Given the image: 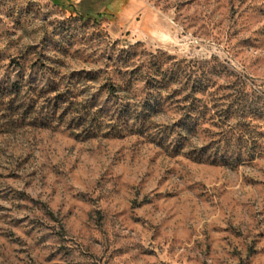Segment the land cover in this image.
<instances>
[{
  "label": "rangeland",
  "instance_id": "1",
  "mask_svg": "<svg viewBox=\"0 0 264 264\" xmlns=\"http://www.w3.org/2000/svg\"><path fill=\"white\" fill-rule=\"evenodd\" d=\"M57 1L0 0V264H264V0Z\"/></svg>",
  "mask_w": 264,
  "mask_h": 264
},
{
  "label": "trees",
  "instance_id": "2",
  "mask_svg": "<svg viewBox=\"0 0 264 264\" xmlns=\"http://www.w3.org/2000/svg\"><path fill=\"white\" fill-rule=\"evenodd\" d=\"M56 2L59 3V1L55 0ZM113 0H98V2L100 3H104L105 5V9L108 5L111 4ZM85 0H82V3H84ZM106 3V4H105ZM106 11V10H104ZM103 12H99V13H90L87 11H80L79 13V17L82 20H90L92 16L95 17H100V18H104L106 17L105 14ZM154 112V109H149L148 114ZM145 114V113H144ZM144 114L139 115L138 117H142ZM228 115L225 116L226 119H230L231 115H229V113H227ZM206 117V113L205 112H194L193 116L188 118V121L184 122V123H180L176 126L177 130V136L180 137L181 142L183 143L184 141H186L188 136H192L197 134L198 129L200 128L201 125V121ZM237 131H232L230 132L229 136L225 137L223 140H221L220 144L225 143L226 146L223 147V150L221 148V146H217V148H214L213 145H207L204 146L202 148L201 154H199V156L196 157H192L191 159H193L195 162L198 163H202V162H208L211 164H215V163H225L226 165L231 164L233 161L239 162L241 160V156L242 153L237 150L234 152V150H232L234 147L237 149H242L241 144L243 143V140L246 139V134L244 133V130L240 129ZM223 133V130H222ZM180 142V143H181ZM213 152L214 154H208L210 152ZM232 154L230 157H227L228 155ZM220 156V157H219ZM234 163V162H233Z\"/></svg>",
  "mask_w": 264,
  "mask_h": 264
},
{
  "label": "crops",
  "instance_id": "3",
  "mask_svg": "<svg viewBox=\"0 0 264 264\" xmlns=\"http://www.w3.org/2000/svg\"><path fill=\"white\" fill-rule=\"evenodd\" d=\"M113 1H114V0H113ZM113 1H112V2H113ZM112 2H111V3H112ZM110 5H111V4H110ZM110 5H108V6L106 7V9H107V8H110ZM104 7H105V5H104ZM104 9H105V8H104ZM106 9H105V10H106ZM103 11H104V10H103ZM103 11H102V12H103ZM104 14L106 15V11H104Z\"/></svg>",
  "mask_w": 264,
  "mask_h": 264
}]
</instances>
